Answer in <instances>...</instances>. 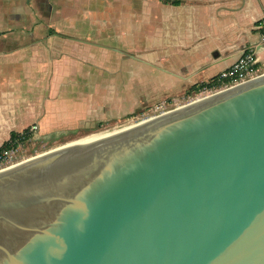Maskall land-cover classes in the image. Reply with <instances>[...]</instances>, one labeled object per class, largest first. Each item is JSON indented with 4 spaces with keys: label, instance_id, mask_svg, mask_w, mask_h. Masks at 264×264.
Here are the masks:
<instances>
[{
    "label": "water",
    "instance_id": "obj_1",
    "mask_svg": "<svg viewBox=\"0 0 264 264\" xmlns=\"http://www.w3.org/2000/svg\"><path fill=\"white\" fill-rule=\"evenodd\" d=\"M80 138L0 170V264H264V72Z\"/></svg>",
    "mask_w": 264,
    "mask_h": 264
},
{
    "label": "crops",
    "instance_id": "obj_2",
    "mask_svg": "<svg viewBox=\"0 0 264 264\" xmlns=\"http://www.w3.org/2000/svg\"><path fill=\"white\" fill-rule=\"evenodd\" d=\"M263 16L264 0H0V145L181 94L249 45L263 68Z\"/></svg>",
    "mask_w": 264,
    "mask_h": 264
},
{
    "label": "rangeland",
    "instance_id": "obj_3",
    "mask_svg": "<svg viewBox=\"0 0 264 264\" xmlns=\"http://www.w3.org/2000/svg\"><path fill=\"white\" fill-rule=\"evenodd\" d=\"M264 71V65L262 68ZM260 70V67L257 71ZM204 87H190L185 92L170 97L166 100L157 101L154 103H147L142 105L140 108L136 109L132 113L124 115L116 119H108L103 121H96L92 125L81 128L78 131H54L49 134L46 133H28L25 138L22 140V145L17 151V159H26L29 156L38 154L45 150H48L57 145L63 144L66 141H69L78 137H85L89 134L96 133L99 131H105L108 129H113L117 126H122L128 123L136 122L151 115H155L169 108H173L177 105L188 102L196 97H200L210 91H205ZM16 158V157H15ZM19 162V161H18ZM16 162V163H18ZM15 162L12 163L16 164ZM10 165V166H11Z\"/></svg>",
    "mask_w": 264,
    "mask_h": 264
},
{
    "label": "built area",
    "instance_id": "obj_4",
    "mask_svg": "<svg viewBox=\"0 0 264 264\" xmlns=\"http://www.w3.org/2000/svg\"><path fill=\"white\" fill-rule=\"evenodd\" d=\"M257 28L261 31L264 36V16L258 21ZM257 58V45H249L242 52L240 57L234 61L229 67L215 74L212 78L207 81L212 83L204 89L205 91H213L219 88L227 87L232 84L239 83L241 81L253 78L264 71L260 67ZM38 129V124H31L24 133H35ZM22 139H9L6 143L0 145V169L10 166L12 163L21 161L17 159V151L22 145ZM16 157V158H15ZM23 160V159H22Z\"/></svg>",
    "mask_w": 264,
    "mask_h": 264
},
{
    "label": "bare ground",
    "instance_id": "obj_5",
    "mask_svg": "<svg viewBox=\"0 0 264 264\" xmlns=\"http://www.w3.org/2000/svg\"><path fill=\"white\" fill-rule=\"evenodd\" d=\"M210 91V90H209ZM133 123V122H132ZM132 123H128V124H125V125H122V126H117V127H115V128H113V129H108V130H105V131H99V132H96V133H92V134H89V135H87V136H85V137H81L80 139H77V140H75V141H71V143H78V142H81V141H84V140H86V139H89V138H91V137H94V136H97V135H99V134H102V133H105V132H108V131H112V130H115V129H118V128H121V127H124V126H126V125H129V124H132ZM71 143H69V144H71ZM14 165V164H13ZM12 166V165H11ZM9 167V166H8ZM5 168H7V167H5ZM5 168H2V169H0V170H3V169H5Z\"/></svg>",
    "mask_w": 264,
    "mask_h": 264
},
{
    "label": "trees",
    "instance_id": "obj_6",
    "mask_svg": "<svg viewBox=\"0 0 264 264\" xmlns=\"http://www.w3.org/2000/svg\"><path fill=\"white\" fill-rule=\"evenodd\" d=\"M212 82L211 81H205V82H203V83H200L199 85H194V86H192V87H206V86H208V85H210ZM28 134V133H27ZM26 133H24V132H22V133H12V136H11V139H17V138H20V139H23V138H25L26 137V135H27ZM7 142V141H6ZM5 142V143H6ZM4 144V143H3Z\"/></svg>",
    "mask_w": 264,
    "mask_h": 264
}]
</instances>
